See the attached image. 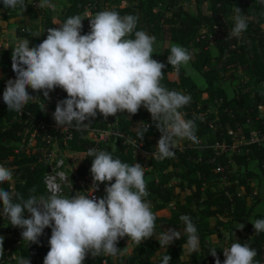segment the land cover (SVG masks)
Returning <instances> with one entry per match:
<instances>
[{
    "label": "trees",
    "instance_id": "obj_1",
    "mask_svg": "<svg viewBox=\"0 0 264 264\" xmlns=\"http://www.w3.org/2000/svg\"><path fill=\"white\" fill-rule=\"evenodd\" d=\"M95 0H66L61 13L54 9L40 8L38 0H25L26 9H8L3 7L0 0V18L8 20L23 12L29 20H39L41 27V41L47 36V28L58 27L68 17L73 15L83 16L85 8L94 4ZM109 1V0H102ZM127 0L126 5L120 6L119 1H113L110 10H115L121 15L133 14L138 17L137 30H144L156 39V52L153 59L164 63V78L162 85L169 90L181 91L191 96V102L180 111L185 113V119L195 121L196 135L208 140V143L226 142L231 144L228 131L233 130L238 136H248L249 131L256 130L264 133V90L253 88L244 91L242 87L235 86L232 91L222 84L227 73H233L240 66H245L247 73L255 84L264 83V0ZM97 4V3H96ZM235 7H239L242 14L247 17L248 27L241 37L231 36ZM83 18V17H82ZM84 19V18H83ZM81 34L89 32L87 20L82 21ZM204 30V32H202ZM16 29V36H27ZM245 38L250 40V46L245 43ZM216 47L217 56H212L209 41ZM173 44L185 47L192 56L189 69L181 67L177 77L169 76L175 68L167 64V56ZM5 60L11 62V52H3ZM226 74L227 76H223ZM228 78V77H227ZM30 95L42 92L27 89ZM53 91H61L57 87ZM52 92V91H51ZM206 94L203 99L202 95ZM216 105V111L210 113L209 120L216 124L215 131L211 130L207 121H200L193 115V111L201 104L197 112H204L208 104ZM55 106L53 110L55 111ZM262 107V110L259 109ZM196 112V114H197ZM29 113L36 118L53 122V116L43 115L35 103H29L23 108L24 120ZM13 111H0V126L3 118L10 119ZM111 121H117L123 135L134 140L136 144H142V148L151 150L158 139L160 132L152 124L150 113L143 107L130 117L126 112H119L116 116H109L105 120L99 113L88 123V127L103 129ZM149 125L143 140L137 136V130L141 127L139 122ZM23 123L13 121L9 128L0 130V165L10 164L21 173L20 180L17 177L13 192L19 193L25 198L30 195L29 189L35 188V195L43 192L42 175L44 168L38 163L33 150L20 155L12 153V144L17 141L16 132L23 128ZM85 130L82 128L73 131V138L68 142L70 149L86 152L85 159L78 169L79 174H84L91 167L92 158L88 157V149L105 150L114 158L133 165V147L121 138L115 141L94 142L85 138ZM243 153H232L229 157L236 166H244L247 176L264 177V148L256 144H244L241 146ZM174 158L153 160L152 170L144 171L147 191L149 195L146 201L153 203V210L168 207L173 203L171 216L161 218L166 224L171 225L181 232L179 240H175L167 246V253L171 260L169 264H215L214 258L209 254L211 249L217 251V257L223 264L222 245H212L206 242L207 238L225 227L229 233L230 241L248 244L257 252L255 257L259 264H264V232L256 233L252 224L255 219L264 218V197L247 204L251 187L245 178L230 175V180H238L244 187L245 193L238 195L236 187L221 186L218 184L219 175L213 170L215 162H209L212 150H198L186 143L183 149L175 148ZM200 158V160H199ZM227 159L221 156L219 161L226 164ZM255 164L256 169L251 170L250 165ZM178 178L177 185L170 183L172 178ZM19 180V181H18ZM22 181V182H21ZM114 182V181H112ZM0 188L9 189L8 182L0 184ZM178 188V191L175 189ZM11 191V190H10ZM2 211V207H0ZM25 218L30 214L25 212ZM181 215H189L196 225L200 239V250L193 253L186 260L181 261L183 254L182 245L187 237L184 234V223ZM211 219H215V225H211ZM244 225L243 228H240ZM240 228V229H239ZM243 231L246 234H243ZM252 235L248 236V232ZM22 229L13 227L7 218L0 216V236L4 237V254L0 260H5L12 252L16 251L20 256L28 257L30 264H43V259L49 250L48 239L51 229L45 228L43 235L38 238V243L28 244L21 237ZM238 234V239L233 241V234ZM47 247V248H46ZM163 252L157 239L149 238L141 244L133 242L130 256H118L106 259V264H162V257L156 254ZM4 264V263H3ZM100 264V263H96Z\"/></svg>",
    "mask_w": 264,
    "mask_h": 264
},
{
    "label": "clouds",
    "instance_id": "obj_2",
    "mask_svg": "<svg viewBox=\"0 0 264 264\" xmlns=\"http://www.w3.org/2000/svg\"><path fill=\"white\" fill-rule=\"evenodd\" d=\"M2 4L21 11L27 7L25 0H2ZM39 7L51 8L54 4L52 0H40ZM83 20L80 15H73L58 27L47 28L46 38L34 47H29L28 39L17 41L11 52L15 79H9L3 91L8 111L20 112L36 97L29 94V87L33 92H42L45 99L59 87L67 93L66 99L57 101L52 114L60 128L74 126L79 130L87 127L98 113L105 120L119 112L130 117L143 107L160 132L153 153L157 159L174 158L178 139L198 144L195 121L185 119L180 111L191 102V96L162 85L165 64L152 58L156 39L137 30L138 17L102 10L88 19L89 32L81 34ZM233 25L232 37L239 38L247 30V17L239 7L234 9ZM191 59L185 47L173 44L167 64L179 73ZM139 124L137 136L143 140L149 125L143 121ZM87 155L92 158V192L98 190L99 183L105 184L102 198L91 194L67 197L60 194L58 187L46 197H37L36 189H29L30 195L25 198L0 188V216L22 229L24 241L38 243L44 229H51L43 264H83L88 255L115 259L122 255L117 247L120 239L127 237L139 245L154 234L156 216L145 199L149 192L144 167L122 162L105 150L88 149ZM12 180V169L0 165V184ZM25 212L29 218H25ZM180 220L187 237L181 246L183 261L200 250V239L189 215H181ZM250 223L256 233L264 232V218ZM180 237L181 232L175 228L160 233L158 242L163 252L156 255L162 257V264H169L167 246ZM3 242L4 237L0 236V257L4 254ZM222 252L223 264H259L256 250L248 244L237 241ZM209 254L215 264H221L215 249ZM17 264H30V260L20 256Z\"/></svg>",
    "mask_w": 264,
    "mask_h": 264
},
{
    "label": "built area",
    "instance_id": "obj_3",
    "mask_svg": "<svg viewBox=\"0 0 264 264\" xmlns=\"http://www.w3.org/2000/svg\"><path fill=\"white\" fill-rule=\"evenodd\" d=\"M93 8H95V4L87 6L85 8V13H90ZM262 28L264 29V24L262 25ZM202 32H204V30ZM211 41L212 39H210L209 42ZM4 51H7L9 53L12 52V50L9 49L7 43L0 42V111H8L7 105L3 102V91L5 89L6 82L9 79H15V73L12 71L11 62H9L8 59L5 60L4 58ZM240 86L244 89V91L250 90L247 86V81L240 84ZM34 96L36 97L29 103H35L38 109L41 110L42 114L46 116H51L54 113L53 106L56 105L57 101L67 98V95H64L61 91L50 92L48 99H45L40 94ZM259 109L262 110V107L259 106ZM13 112L14 114L9 120L5 117L3 118V124L0 126V130L4 131L5 128H9L13 121L24 124L23 128L16 132L17 141L12 144L11 149L14 155H20L22 153H27L29 150H33V152L37 156L38 163L44 168V172L42 175L43 192L40 193L37 197H46L50 194V191L53 188L57 187L60 190V194L67 197L78 194H91L97 198H102L105 195V184L103 183H99L98 190L92 192L93 180L90 169H88L84 174L78 173V169L85 159L86 152L70 149L68 145V142L73 138V131L76 129L74 126H65L60 128L56 125L55 121L47 122L38 119L34 115H30L29 113H26L27 117L22 120L23 110L20 112ZM181 112L184 116L185 113L183 111ZM206 113L207 110L204 111V114ZM202 121L205 122L207 120L203 119ZM212 122L214 123V121ZM207 123L210 129L215 131L216 124L214 123V127L210 120L207 121ZM83 129L86 133L84 137L90 141L98 143L111 140L115 141L117 138H121L125 142L131 144V146L133 147V158L135 159L134 164L139 163L136 158L140 154H148L153 158V160H158L156 156L153 155V153L156 152V146H154L149 151L142 148V144H136L134 140H131L130 138L122 134L117 121L108 122L103 129L90 128L88 127V125L87 127H83ZM228 136L232 141L231 144H227L224 141L210 144L208 142H205V138L198 136V144H194L191 141H188L192 147L200 151L207 148L212 150V155L208 158V161L215 162V168L213 171L219 175L218 180L221 184H227V182H230L229 180L231 171L228 170V168L236 166L231 158H229L232 155V153L230 154L229 151L236 152L234 151L235 147H237L238 145L242 146L244 144H256L264 148V133H260L256 130L249 131L247 137H245L244 135L238 136L233 130H230L228 131ZM183 147L184 146H176L175 148L181 150L183 149ZM221 156H225L226 158H228L226 164H222L219 161V158ZM140 164L142 165L141 162ZM4 166L12 169L13 171V180L11 182H8V184L9 189L11 191H14L15 183L17 182V177H15V174H18V179L20 180L21 173L17 172L14 165L5 164ZM143 167L144 171L152 170V165L143 164ZM237 193L238 195L244 194L245 190L242 192L237 190ZM151 203L152 202H150V204ZM170 206L173 207V203H170ZM129 240L131 239L124 237L118 241L117 247L121 248L122 251V255L119 256L128 257L131 255L132 244L131 249H129L128 251V254H123V247L130 242ZM18 257H20L19 253L14 251L10 256H7L5 260L1 259L0 264H17ZM107 258H110V256L100 255L93 258L91 257V255H88L83 264H106Z\"/></svg>",
    "mask_w": 264,
    "mask_h": 264
},
{
    "label": "rangeland",
    "instance_id": "obj_4",
    "mask_svg": "<svg viewBox=\"0 0 264 264\" xmlns=\"http://www.w3.org/2000/svg\"><path fill=\"white\" fill-rule=\"evenodd\" d=\"M60 2V0H58ZM97 1L98 3V6H99V3L102 1V0H95ZM58 2V3H59ZM125 2H127V0H125ZM259 3L262 4L263 1L262 0H259ZM54 4V3H53ZM65 6V4H63V6H61V4L59 3V6L57 7L56 11L58 13H61L63 7ZM105 6H110V3L106 4ZM104 6V7H105ZM2 11H0V14H1ZM21 17H22V13L19 11ZM17 18V26L18 28H25V27H28L30 28V37L28 38V40L30 41V45H38L39 43H41L42 41L38 39L37 35L39 34V31L41 33V30H40V23L39 20H37L38 22L36 23H27L26 21H23L22 18ZM209 48H210V51H211V55L212 56H217V50H216V47L215 45L213 44V42H209ZM245 43H247L248 46H250V40L248 38H245ZM182 68L188 70L189 69V66L187 67H183ZM178 73L177 71H173L169 78L170 79H175L177 77ZM228 75V76H227ZM226 74H223V76H227L226 78L224 77V79L221 81L222 84L226 87L229 88L230 91H232L233 89H235V86H240V84L242 83H245L247 81V86L249 87V89H253V88H260L262 90H264V83H258V84H255L254 83V80L249 76V74L247 73V70H246V67L245 66H240L239 68H237L233 73L229 74L227 73ZM238 86V87H239ZM241 87V86H240ZM202 98L205 99L206 98V94H203L202 95ZM201 104H199L196 108V110H194L193 112V115H196L195 117L197 119H199L200 121H202L203 119L204 120H207L209 121V115L210 113H214L216 111V105L213 104V103H209L208 104V108H207V113L204 114V112H197L198 109H201ZM197 112V114H196ZM213 120L215 119H212L210 120L211 123L214 125V123L212 122ZM215 127V125H214ZM198 127L196 126V129ZM208 140H205V142H207ZM186 143H189L187 139H178L177 140V144L176 146L177 147H180V146H184ZM238 145L237 147H235V150L236 153L240 154V153H243L244 152V149H242V147ZM229 153H234L232 151H229ZM136 160L140 163H142V167H143V164H148V165H153V158L150 157L148 154L147 155H138ZM250 168L251 170H254L256 169V165L255 164H251L250 165ZM228 170L231 171L232 174H235L237 177H240V178H245L247 183L250 185L251 187V192H250V196L247 198V204L248 205H251V203L258 198H263L264 197V177L261 176V175H258V176H252V177H248L247 176V170H245L244 166H232L231 168H228ZM230 182H227V184H221L220 182H218L219 185L225 187L227 185H233L236 187L237 190H239L240 192L244 191L243 190V186L239 185L238 183V180H229ZM179 182L178 178H172L170 180V183H172L173 185H177V183ZM176 191H178V188L175 189ZM255 192V194H254ZM213 222L215 223V219H211V225L213 226ZM220 228H223L222 230H225L226 232L227 229L225 227H220ZM220 229H218L219 231ZM243 233L245 234V232L243 231ZM227 234L226 236H221V233L219 231V233L217 234V236H213V241L215 243H217V245H222L224 248L225 247H230V245L232 244V240L229 241L227 240ZM238 239V234L237 233H234L233 234V241H236ZM130 242L128 244H126L124 247H123V254L124 255H127L128 254V251L129 249H131V244L133 245V240H129ZM211 241V240H209ZM217 241V242H216ZM48 244H46L47 246ZM47 248V247H46Z\"/></svg>",
    "mask_w": 264,
    "mask_h": 264
},
{
    "label": "crops",
    "instance_id": "obj_5",
    "mask_svg": "<svg viewBox=\"0 0 264 264\" xmlns=\"http://www.w3.org/2000/svg\"><path fill=\"white\" fill-rule=\"evenodd\" d=\"M113 1L115 0H109V1H101L99 3V6L97 1H94L95 3V8H93V10L90 12V13H85L83 14V18L87 20V24H89V18H91L92 16H94L97 12L99 11H102V10H106V9H110V7L113 5ZM119 1V4L120 6H124L126 5L127 2H125V0H118ZM52 2L54 3V7H51L50 9H54L56 10L57 7L59 6V3L61 4V6H63V4H66V0H60V2L58 0H52ZM59 2V3H58ZM110 3V6H105L106 4ZM40 4V0H38L37 2V5ZM93 5V4H92ZM105 6V7H104ZM3 12H1L2 14ZM23 15L21 17L19 11H17V14L12 17V18H9L8 20H3L2 18H0V42H4V43H7L8 47L10 50H13L17 41L20 40V39H28L30 37V28L28 27H23L22 29L21 28H18L17 26V18H22L23 21H26L27 23H36L38 22L37 20H29L28 17L23 13L21 12ZM40 23V21L38 22ZM16 29H19L21 31V33H28L29 34L27 36L23 35V36H16ZM40 30H41V27H40ZM39 41L41 40V33L39 31V34L37 35ZM156 44V43H155ZM29 47H34V45H30L29 44ZM154 47H156V45H154ZM153 207V203H151V210L153 211V213L155 214L156 216V220H155V230H154V234L152 236V239H157L159 238V235L160 233L165 230V229H168V228H174L172 227L171 225L169 224H166L164 223L163 221H161V218H169L171 216V211H172V206H168V207H165V208H162V209H159V210H153L152 209ZM215 225V223L213 222V226ZM220 230V233H221V236L223 238V236H226L227 234V240L230 241V236H229V233L226 232L225 230H222L223 228H219ZM177 230V229H176ZM219 231H216L215 233L211 234L206 242H209L211 243L212 245H217V243H215L213 241V236H217V234L219 233ZM252 231L248 232V236L252 235ZM244 234V233H243ZM246 234V233H245ZM211 240V241H209ZM132 241V239H131ZM133 242H135L133 240ZM217 242V241H216ZM224 260V259H223Z\"/></svg>",
    "mask_w": 264,
    "mask_h": 264
}]
</instances>
